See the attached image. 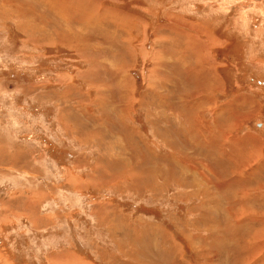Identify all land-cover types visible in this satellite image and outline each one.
Returning a JSON list of instances; mask_svg holds the SVG:
<instances>
[{
  "label": "rangeland",
  "instance_id": "374dc122",
  "mask_svg": "<svg viewBox=\"0 0 264 264\" xmlns=\"http://www.w3.org/2000/svg\"><path fill=\"white\" fill-rule=\"evenodd\" d=\"M54 1L0 0V264H264V0Z\"/></svg>",
  "mask_w": 264,
  "mask_h": 264
},
{
  "label": "bare ground",
  "instance_id": "6f19581e",
  "mask_svg": "<svg viewBox=\"0 0 264 264\" xmlns=\"http://www.w3.org/2000/svg\"><path fill=\"white\" fill-rule=\"evenodd\" d=\"M55 1H56V0H55ZM55 1H54V2H55ZM56 2H57V1H56ZM90 9H91V8H90ZM74 10H75V9H74ZM69 16H70V15H69ZM94 22H95V21H94ZM57 33H58V32H57ZM200 62H201V61H200ZM208 78H209V77H208ZM207 86H208V85H207Z\"/></svg>",
  "mask_w": 264,
  "mask_h": 264
}]
</instances>
